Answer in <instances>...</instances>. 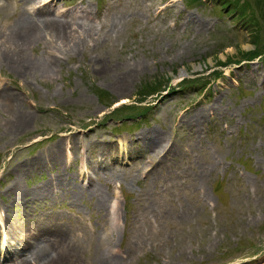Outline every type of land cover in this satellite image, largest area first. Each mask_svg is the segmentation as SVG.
<instances>
[{"label": "rangeland", "instance_id": "374dc122", "mask_svg": "<svg viewBox=\"0 0 264 264\" xmlns=\"http://www.w3.org/2000/svg\"><path fill=\"white\" fill-rule=\"evenodd\" d=\"M39 6L83 25L69 46L46 38L29 48L54 58L49 74L0 66V86L30 115L11 131L0 99L3 228L7 218L34 226L56 214L111 234L122 264H264V51L248 56L264 46V0H35L26 9ZM143 132L168 151L147 147ZM89 142L115 149L88 154ZM56 143L61 164L33 167L19 184L46 182L57 197L11 202L5 186L18 168ZM82 171L100 190L74 205L64 197L75 188L64 195L55 176L86 184ZM100 196L108 217L97 213ZM85 246L81 264H98Z\"/></svg>", "mask_w": 264, "mask_h": 264}, {"label": "bare ground", "instance_id": "6f19581e", "mask_svg": "<svg viewBox=\"0 0 264 264\" xmlns=\"http://www.w3.org/2000/svg\"><path fill=\"white\" fill-rule=\"evenodd\" d=\"M34 1L14 0L16 5L14 7L12 6V0H0V66L8 65L13 71L24 77L28 76V74L38 75V72L49 74L54 69V58L51 56H45L46 58L44 59L33 57L28 52L29 48L46 40V38H48L47 42L52 46H54V40L60 41L64 47L69 46L76 36L74 32L79 31V27L83 25L82 20L75 19L74 21L72 19L74 17L69 14H52L49 10L44 11L41 6L37 7L34 12H30L26 9V5ZM12 16L15 19H11ZM11 95L12 93L4 86H0V99L7 103L6 106L9 107L14 116L11 122L7 121L8 128L10 125L11 131H17L20 128H25L30 115L19 111L18 108L12 105ZM200 115L199 112H196L194 117L197 118ZM150 133H140L137 138L143 139L147 147H157V149L160 147L167 152L168 148L165 147L163 139L161 140L162 136H154V139H152ZM95 146L99 147L98 151L101 152L102 156L106 152L109 154L113 153L115 149L113 145L108 143ZM95 146L93 142L86 144L85 153L93 154ZM63 152L64 148L60 152V144L56 143L32 161L24 162L18 168L17 177L13 179L11 184L5 186L8 196L11 197V202H18L21 199L31 201L33 199L57 197L56 190L59 188L51 184H45V182V185L26 190L23 186H20L19 178L22 173L31 172L32 168L36 166L41 168L48 163L61 164ZM80 173L83 178H88L86 184L79 179L72 183V179H70L71 181L66 180V175H61L59 172H56L55 176V178L58 177L56 182L60 186L66 185L64 195L70 190V184L75 188L72 195H65L64 197V199H68L69 203L74 205L80 194L83 197L87 191L88 194L95 196L100 190V186H96V183L93 182L92 175L87 176L88 174L83 171ZM107 179L108 176L106 177ZM104 205L103 197H98L96 202L97 213L107 208ZM110 211L111 208L108 207L105 211L106 217L109 216ZM5 214L7 215V213ZM105 214H100V218L103 217V221ZM2 217V208L0 207V224L2 223L0 225V233L3 230L0 234V246L3 247V250L0 249V263L81 264V253L85 250L86 244L94 248L93 251L98 264H122V259L118 260L112 253L114 247L112 246V235L108 233L103 235L99 229L94 232L87 231L79 220L74 223L66 221L67 224L65 225V223L59 222V217L56 214L55 216L47 215L44 221H38L32 226L7 218L9 229L7 232L3 228L4 221ZM4 244L7 246H4ZM112 260L114 261L112 262Z\"/></svg>", "mask_w": 264, "mask_h": 264}, {"label": "trees", "instance_id": "16d2710c", "mask_svg": "<svg viewBox=\"0 0 264 264\" xmlns=\"http://www.w3.org/2000/svg\"><path fill=\"white\" fill-rule=\"evenodd\" d=\"M258 34H255V37H257ZM261 48V47H260ZM264 51V46H262L261 49H258V50H254V51H250V53H248L249 55L248 56H257V55H260L262 52Z\"/></svg>", "mask_w": 264, "mask_h": 264}]
</instances>
